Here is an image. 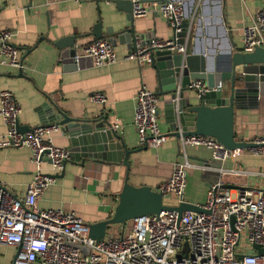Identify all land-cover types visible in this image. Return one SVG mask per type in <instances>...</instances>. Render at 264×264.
<instances>
[{"label": "crops", "instance_id": "1", "mask_svg": "<svg viewBox=\"0 0 264 264\" xmlns=\"http://www.w3.org/2000/svg\"><path fill=\"white\" fill-rule=\"evenodd\" d=\"M149 1L152 0L143 3ZM200 2L194 17L189 52L195 45L204 47L224 65L227 60L224 51L230 49L233 55L244 51L242 28L264 10V0ZM126 15L115 0H0V31L7 29L15 33L12 43L19 48L24 62L22 72L0 64V90L8 89L15 94L22 106L19 123L31 129L45 123L37 111L48 97L56 99L69 116L93 119L106 116L111 125L118 123V140L123 141L129 150H135L129 157L130 183L156 189L159 183L170 178L173 166L184 161L176 136H171L158 148L145 149L138 145L139 133L134 124L135 95L142 84L155 90L158 86L156 69L151 64L123 59L130 48L128 44L118 43L114 47L119 61L113 65L96 66L93 61H86L81 68L72 70L61 61L60 50L54 44L61 37L76 35L81 54L84 46L97 39L92 33L99 21L103 23L104 38L109 40V30L130 26ZM217 17L223 21H216ZM134 22L138 31L149 37L167 39L173 33L170 22L157 14L134 16ZM98 91L108 98L106 104L92 101ZM165 99L162 97L159 104V122L162 131L170 133ZM246 104L247 107L235 109L234 130L236 140L251 142L264 136V95L260 100H248ZM7 129L0 118V134ZM53 135L55 145L71 148V138L61 126ZM187 150L191 162L216 165L210 149L189 146ZM32 158V149L27 146L0 149V182L21 199H24L27 185L35 174L36 165ZM226 167L251 172L247 177L227 174L224 176L226 186H264V156L247 148L235 163L229 162ZM64 172L39 200L40 208L74 211L87 224L112 218L127 172L123 163L97 162L83 168L68 161ZM188 176L199 188L196 193L188 192V180L185 201L202 203L206 200L209 185L219 175L217 171L190 168ZM123 227L112 226L109 235L117 229L122 231ZM17 251L18 247L1 245L0 264H13Z\"/></svg>", "mask_w": 264, "mask_h": 264}, {"label": "built area", "instance_id": "2", "mask_svg": "<svg viewBox=\"0 0 264 264\" xmlns=\"http://www.w3.org/2000/svg\"><path fill=\"white\" fill-rule=\"evenodd\" d=\"M79 1V0H76ZM134 3V16L157 14L169 21L173 33L167 39L149 37V43H139L136 49L123 59L150 65L151 49L172 51L186 58L192 41L194 18L186 29L185 2L170 0L162 3L129 0ZM186 30L181 41L180 34ZM15 33L0 31V64L15 69L24 66L19 48L12 43ZM244 52H254L264 47V10H260L253 22L242 28ZM82 56L89 57L96 66H109L119 61L114 44L105 38L94 39L81 49ZM188 86L198 98L210 90L207 81L192 80ZM134 124L139 133L140 147L158 148L170 139V133L162 131L158 108L162 96L147 84L136 93ZM92 101L106 104L108 98L98 91ZM0 118L8 129L0 134V149L5 147H30L32 161L36 165L33 179L26 188L24 199L18 198L0 182V246L18 247L13 264H264V255L256 249H243L258 244L264 247V186H226L227 174L247 177L251 172L226 167L235 163L248 148L254 154L264 156V136L252 140L255 145L245 148L224 147L214 136L190 134L179 138V148L184 157L175 164L169 179L156 186L164 204L177 206L184 202L187 190V170L217 171L218 178L209 185L206 200L196 203L204 212L186 211L181 216L172 209L160 213L135 217L117 235H107L102 240L90 236V227L74 211L40 208L38 203L46 190L56 183L71 159L70 149L54 143V133L60 125L43 123L29 131L18 127L22 106L15 94L0 90ZM119 128L114 123L113 130ZM189 146H202L211 150L213 162L193 163L189 160ZM165 200H174L166 203ZM232 217L234 220L232 222ZM90 247L88 254L73 244ZM187 246L186 253L179 250ZM239 255H242L240 258Z\"/></svg>", "mask_w": 264, "mask_h": 264}, {"label": "water", "instance_id": "3", "mask_svg": "<svg viewBox=\"0 0 264 264\" xmlns=\"http://www.w3.org/2000/svg\"><path fill=\"white\" fill-rule=\"evenodd\" d=\"M153 1V0H152ZM166 2L170 0H154ZM127 13L126 18L130 26L118 30H109L111 41L128 44L130 51L136 49L139 43H149V36L140 33L134 22V3L129 0H115ZM185 2L186 22L184 29L195 17L201 2L199 0H183ZM200 4V5H199ZM199 5V7L197 6ZM197 6V8H195ZM201 11L199 12V15ZM222 22L221 17L215 18ZM103 23L99 21L92 35L97 39L104 38ZM186 33L184 30L182 38ZM77 36H64L54 44L60 50L59 57L65 65L72 70L83 66L86 61H93L89 57L79 54ZM153 61L151 65L157 71L158 86L155 92L165 97L164 107L169 124L170 134L181 138L190 134L212 135L224 147L245 148L252 147L253 142L238 141L234 130L235 109L247 107L248 100L257 101L264 95V47L254 52L232 54L230 49L224 51L227 60L223 65L210 52L195 45L184 58L181 54L172 51L151 49ZM23 61V59H22ZM22 72V68H21ZM192 80L207 81L210 90L202 98L193 94L188 86ZM49 99L41 104L38 113L45 123H56L71 138V159L81 167L100 162L101 164L123 163L126 166V176L119 193V200L112 218L88 224L90 236L99 241L109 235L112 226L126 227L135 217L160 213L164 209H176L180 216L186 211L204 212L199 205L184 201L177 206L164 204L163 197L155 188L147 185H133L129 181V157L135 150H129L116 130L112 129L108 117L93 118L72 117L62 109L56 99ZM20 131H29L31 128L21 126ZM147 148V147H143ZM64 170L57 177L64 175ZM234 217H232V222ZM84 253L90 252V247L82 243L73 244ZM259 256L264 255V247L253 246ZM241 258L242 255H239Z\"/></svg>", "mask_w": 264, "mask_h": 264}, {"label": "rangeland", "instance_id": "4", "mask_svg": "<svg viewBox=\"0 0 264 264\" xmlns=\"http://www.w3.org/2000/svg\"><path fill=\"white\" fill-rule=\"evenodd\" d=\"M188 180H189V188H188V192H194L196 193V191L198 190L199 187H197L196 184H193L192 181L190 180L189 176L187 177V183H188ZM172 201L174 200H165L166 203H172ZM126 230L125 231H128V229L130 228L129 226V223H126ZM117 233H119L118 229L117 230H114L113 232H111V234L113 235H117ZM253 247H247V248H244L243 251L244 252H251L253 251ZM188 250L187 246L185 245L182 249L179 250V254L181 255L182 253H186Z\"/></svg>", "mask_w": 264, "mask_h": 264}]
</instances>
